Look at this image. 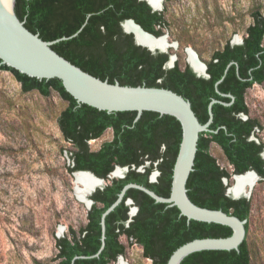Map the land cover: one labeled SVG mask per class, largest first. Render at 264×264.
I'll list each match as a JSON object with an SVG mask.
<instances>
[{
  "label": "trees",
  "instance_id": "16d2710c",
  "mask_svg": "<svg viewBox=\"0 0 264 264\" xmlns=\"http://www.w3.org/2000/svg\"><path fill=\"white\" fill-rule=\"evenodd\" d=\"M16 12L25 26L44 41L79 34L58 42L52 48L84 71L110 83L125 86L166 88L192 102L200 121L209 120V104L215 98L226 103L232 98L217 92L216 83L223 94L235 96L231 106L214 105V123L211 129L218 132L202 133L187 187L191 200L198 206L223 210L240 219H250L251 200L233 199L228 195L233 175L256 171L264 180V143L254 139L262 125L253 118L246 100L254 84H264V11L262 7L252 12V23L247 27L242 44L227 43L207 62L210 78L199 77L190 65L179 62L172 68L166 65L170 53H152L137 45L133 34L126 33L123 22L135 20L143 29L157 37L165 35L168 22L164 12L153 11L142 0H17ZM232 65L225 74L228 65ZM11 71L21 83L24 92L38 91L44 97L57 92L68 106L59 117V125L66 141L73 145L72 165L68 170L91 171L106 179L109 184L92 196L94 205L88 212V222L79 231L58 238V253L53 264H111L126 254L123 235L143 247V254L153 264H168L172 254L182 245L199 238L229 237L230 227L199 221H188L178 207L157 203L148 194L138 190L128 191L124 202L107 218L106 248L101 256H92L102 246L103 213L117 200L128 183H138L169 197L172 190L173 171L179 153L183 129L172 116L145 112L135 121L137 112L109 114L89 105L79 104L70 95L61 80H39L1 64L0 71ZM244 116H247L246 119ZM109 129L113 138L94 151L89 141L100 139ZM223 150L233 172L222 168L211 154L212 144ZM165 147V148H163ZM149 164V165H148ZM117 166L129 167L125 178L110 179ZM144 169V170H142ZM160 169L157 182L149 175ZM132 199L139 211L131 219ZM250 222V220H249ZM247 237L240 251H202L187 257L182 264H252V251ZM36 264H46L37 261Z\"/></svg>",
  "mask_w": 264,
  "mask_h": 264
},
{
  "label": "rangeland",
  "instance_id": "374dc122",
  "mask_svg": "<svg viewBox=\"0 0 264 264\" xmlns=\"http://www.w3.org/2000/svg\"><path fill=\"white\" fill-rule=\"evenodd\" d=\"M264 0H165L168 27L164 30L182 67L187 49L207 63L227 43L244 39L252 12ZM251 116L262 125L253 137L264 143V84H254L246 94ZM68 103L57 93L44 97L24 92L11 71H0V264H53L56 241L88 222L89 206L78 199L72 165L73 145L66 141L59 117ZM113 138L109 129L90 141L91 149ZM211 154L222 168L233 172L223 150L212 144ZM235 175L226 181L235 185ZM105 184H109L106 181ZM249 246L252 264H264V180L252 190ZM123 258L111 264H153L143 247L125 237Z\"/></svg>",
  "mask_w": 264,
  "mask_h": 264
},
{
  "label": "water",
  "instance_id": "95a60500",
  "mask_svg": "<svg viewBox=\"0 0 264 264\" xmlns=\"http://www.w3.org/2000/svg\"><path fill=\"white\" fill-rule=\"evenodd\" d=\"M142 1H146L152 7L153 11L163 12L164 10L163 2L165 0ZM16 6L17 0H0V59L2 65H6L22 74L39 80H61L66 91L72 95L79 104L89 105L100 111H106L109 114L118 112H137L136 122L142 118L145 112H155L159 113L161 116L169 115L175 117L181 123L183 129V137L173 171L170 196H161L147 186L138 183H128L125 185L119 193L117 200L102 215V246L100 250L92 256H76L73 263L77 259H92L101 256L106 248L107 218L124 202L128 191L131 189H138L148 194L157 203L167 204L170 207H178L181 211V215L185 216L189 222L194 220L205 223H215L230 227L233 230V234L229 237L199 238L187 242L172 254L168 264H182L190 255L202 251H240V247L247 237L246 225L249 220H242L223 210H214L198 206L191 200L187 187L191 173L195 170V161L201 134L206 132H218L211 129L215 117L214 105L221 103L226 106H231L235 102L236 98L234 95L223 94L219 90V85L224 81L225 76L216 83L217 92L223 96L232 98V102L226 103L214 98L208 108L209 120L203 124L194 111L192 102L173 90L147 86H125L121 85L120 82L113 84L108 80H102L74 65L58 54L52 46L58 42L76 37L79 32L72 36L62 37L54 41H44L39 34H34L25 26V22L19 18L16 12ZM128 22L139 27L145 34L149 35L154 40L168 37L167 35L157 37L145 31L143 27L133 19L126 20L122 24L126 33L134 35L137 45L147 48L154 54L159 52L169 53L170 49L164 50L155 45H147L140 42L136 34L126 30L125 24ZM242 43L243 40L240 42L235 41L232 44L236 45ZM171 44L176 43H170V45ZM196 55L198 60L205 66L204 72H198L189 62V58L188 64L199 77L210 78L207 63L203 62L197 53ZM175 62L176 56L171 55L166 67H174ZM234 64L238 66L235 62L230 63L225 74ZM244 117L246 119L248 118L247 116ZM118 169L122 170L123 174L119 177H113V173ZM129 171V167L117 166L109 175V178H125ZM77 173H86L99 181H106V179L96 176L91 171H77L74 172V175L76 176ZM248 173H254L258 180H263L254 170L241 175H235V177H241ZM226 181L229 180L225 179V183L228 185ZM107 185L108 184L96 186L89 192L82 190L79 192L77 189H75V192L78 199L85 203H87V201L90 202L88 205L90 210L95 203L94 200L91 199V196L98 189H104ZM231 188L232 187L228 188L227 193L233 199H251L252 191L249 195L237 196L231 192ZM127 204L132 206L130 215L134 217L138 212V208L134 206V200L128 199ZM247 239L248 242L251 240L249 235ZM120 258H123V256H120L118 260Z\"/></svg>",
  "mask_w": 264,
  "mask_h": 264
},
{
  "label": "bare ground",
  "instance_id": "6f19581e",
  "mask_svg": "<svg viewBox=\"0 0 264 264\" xmlns=\"http://www.w3.org/2000/svg\"><path fill=\"white\" fill-rule=\"evenodd\" d=\"M125 28L128 32H132L136 34L140 42L144 44L155 45L164 50L174 47L173 44L170 45L168 41V37L162 38L160 40H154L152 37L145 34L139 27H137L131 22L126 23ZM187 54H188L189 62L194 66V68L198 72L203 73L205 70V66L198 60L196 53L192 49H188ZM122 174L123 171L118 169L116 172L113 173L112 176L119 177ZM106 181H99L98 179L86 173H77L75 176V182L78 184L76 185V189L79 192L81 190L88 192L92 191L96 186L105 185ZM258 181L259 180L254 173H248L244 176L236 177L235 185L232 186L231 192L237 196L249 195ZM86 204L89 205L90 202L87 201Z\"/></svg>",
  "mask_w": 264,
  "mask_h": 264
},
{
  "label": "flooded vegetation",
  "instance_id": "af4514ba",
  "mask_svg": "<svg viewBox=\"0 0 264 264\" xmlns=\"http://www.w3.org/2000/svg\"><path fill=\"white\" fill-rule=\"evenodd\" d=\"M92 140H96V139H92ZM92 140H90V141H92ZM89 141V142H90ZM101 147V146H100ZM163 148H165V147H163ZM149 165V164H148ZM142 170H144V169H142ZM160 176H161V171H160V169H155V170H153L152 172H151V174L149 175V180H150V182H157L159 179H160ZM134 206L135 207H137L136 205H135V202H134ZM138 208V207H137ZM131 211H132V206H131V210H130V213H131ZM138 211H139V209H138ZM130 213H129V215H130ZM138 213V212H137ZM137 213H136V215H137ZM135 215V216H136ZM134 216V217H135ZM130 217H131V215H130ZM134 217H131V219L132 218H134ZM122 237H125L126 239H128V240H131L127 235H123ZM121 237V238H122ZM133 241L136 243V244H138L137 242H136V240H134L133 239ZM140 245V244H139ZM142 246V245H141Z\"/></svg>",
  "mask_w": 264,
  "mask_h": 264
}]
</instances>
